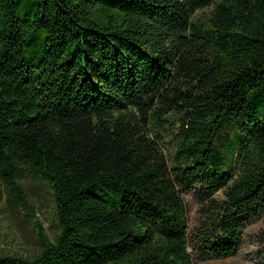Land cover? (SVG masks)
I'll list each match as a JSON object with an SVG mask.
<instances>
[{
    "label": "trees",
    "instance_id": "obj_1",
    "mask_svg": "<svg viewBox=\"0 0 264 264\" xmlns=\"http://www.w3.org/2000/svg\"><path fill=\"white\" fill-rule=\"evenodd\" d=\"M26 174L58 231L0 264L236 255L264 213V0H0V202L32 218Z\"/></svg>",
    "mask_w": 264,
    "mask_h": 264
},
{
    "label": "rangeland",
    "instance_id": "obj_2",
    "mask_svg": "<svg viewBox=\"0 0 264 264\" xmlns=\"http://www.w3.org/2000/svg\"><path fill=\"white\" fill-rule=\"evenodd\" d=\"M23 183L31 200L35 215L26 217L22 212H5L0 202V248L21 253H31L38 246V224L52 237L57 231L55 204L53 191L47 181L33 178L26 174ZM221 188L215 195V199L223 197ZM199 186L181 192V198L186 206L188 219V232L192 237L196 234L204 215L203 201ZM194 243V242H193ZM189 246V252L196 264H262L264 252V213L254 219L244 230L242 244L238 253L228 258L201 259L193 248Z\"/></svg>",
    "mask_w": 264,
    "mask_h": 264
}]
</instances>
